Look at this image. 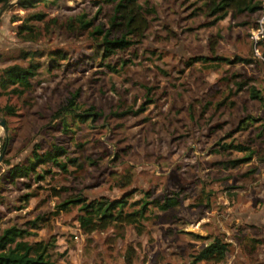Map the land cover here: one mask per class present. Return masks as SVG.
Segmentation results:
<instances>
[{"label":"rangeland","instance_id":"rangeland-1","mask_svg":"<svg viewBox=\"0 0 264 264\" xmlns=\"http://www.w3.org/2000/svg\"><path fill=\"white\" fill-rule=\"evenodd\" d=\"M258 1L211 23L200 0H136L143 30L105 59L95 29L123 32L112 4L6 8L0 70L38 66L29 87L0 88V233L26 230L55 264H189L214 238L226 243L223 257L195 264H264V102L249 97L251 88L264 96V20L257 44L249 39ZM52 145L65 149V171L47 161L8 176ZM78 197L125 202L118 219L84 232L79 203L59 207ZM164 197L176 204L151 203Z\"/></svg>","mask_w":264,"mask_h":264},{"label":"trees","instance_id":"trees-1","mask_svg":"<svg viewBox=\"0 0 264 264\" xmlns=\"http://www.w3.org/2000/svg\"><path fill=\"white\" fill-rule=\"evenodd\" d=\"M5 2L6 0H1ZM43 0H19L16 4L20 7L27 8L34 5L36 2ZM102 3L112 4L113 15L111 17V25H119L122 27L123 32L116 37H109V32L102 31L99 28L95 29V33L101 34L102 44V58H107L116 50H122L129 46L132 42L130 37L139 36L144 28L145 19L140 12V7L136 4V0H99ZM205 5L209 15L214 16L213 21L223 19L228 13L241 14L252 13L259 9L260 2L258 0H200ZM35 19H40L41 16L33 15ZM115 20H119L116 24ZM87 23H83L86 25ZM27 52H23L21 57L32 56ZM223 60L225 58H216ZM206 60L204 57L194 58L192 61ZM188 64V63H187ZM38 65L36 63H29L27 67H22L16 64L8 65L0 70V88L6 89L8 85H19L24 88L29 87V79L34 76V70ZM111 68V67H110ZM112 69V68H111ZM244 82L237 84L236 89H241ZM14 89V88H12ZM249 97L258 99L264 102V96H261L258 91L249 90ZM6 108H8L6 106ZM1 144V150L3 149ZM223 148H232L238 151L245 150L246 148L237 144H227ZM65 153L62 146L52 145L50 149L38 153L32 151L30 159L25 164H16L9 168V177H26L29 173L35 174V166L39 163L51 162L56 167L65 171V164L61 162L58 157ZM247 159V156L233 160L237 164ZM70 161V160H69ZM36 177H40L36 175ZM124 200H111V201H89L85 202L82 198L78 197L63 201L59 207H65L69 203H79V211L76 220L79 227L84 232H89L94 229L105 228L111 221L119 218L120 211L113 214L116 206L123 204ZM151 203L159 210H166L176 204L175 199L171 197H164L162 199H154ZM147 202H143L134 214L142 215L146 208ZM34 223L32 222V225ZM29 233L24 230L11 226L2 230L0 233V264H55L49 259L48 243L42 240L27 241L24 236ZM226 250V243L214 238L206 246H204L192 258L189 264H195L198 261L208 259H221Z\"/></svg>","mask_w":264,"mask_h":264},{"label":"built area","instance_id":"built-area-1","mask_svg":"<svg viewBox=\"0 0 264 264\" xmlns=\"http://www.w3.org/2000/svg\"><path fill=\"white\" fill-rule=\"evenodd\" d=\"M261 18L258 21L257 27L250 32L249 39L251 42L255 45L257 44V41L259 40V36H261L263 31V20H264V0H262L261 3Z\"/></svg>","mask_w":264,"mask_h":264},{"label":"water","instance_id":"water-1","mask_svg":"<svg viewBox=\"0 0 264 264\" xmlns=\"http://www.w3.org/2000/svg\"><path fill=\"white\" fill-rule=\"evenodd\" d=\"M17 1L19 0H15L14 2H7L5 3L1 8H0V15L1 13L8 7L14 5L17 3ZM0 126L2 127V129L4 130L5 126H4V121L2 119H0Z\"/></svg>","mask_w":264,"mask_h":264}]
</instances>
